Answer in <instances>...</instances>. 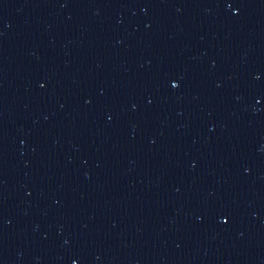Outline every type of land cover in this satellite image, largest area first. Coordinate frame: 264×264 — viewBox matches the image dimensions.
I'll return each instance as SVG.
<instances>
[{"label": "water", "instance_id": "obj_1", "mask_svg": "<svg viewBox=\"0 0 264 264\" xmlns=\"http://www.w3.org/2000/svg\"><path fill=\"white\" fill-rule=\"evenodd\" d=\"M194 0H0V191Z\"/></svg>", "mask_w": 264, "mask_h": 264}]
</instances>
